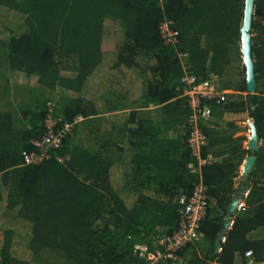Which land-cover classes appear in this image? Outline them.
Here are the masks:
<instances>
[{
	"label": "trees",
	"instance_id": "16d2710c",
	"mask_svg": "<svg viewBox=\"0 0 264 264\" xmlns=\"http://www.w3.org/2000/svg\"><path fill=\"white\" fill-rule=\"evenodd\" d=\"M243 8L244 0H0V264H141L136 246L153 250L154 237L177 229L178 200L198 183L209 200L202 238L176 264H247L248 251L264 264V0L252 21L254 93L241 61ZM165 22L175 47L163 43ZM184 71L247 93L245 102L231 93L206 104L247 110L257 151L234 144L198 167L184 148ZM132 102L161 114L130 111L124 121L137 124L117 130L123 148L100 117ZM48 116L58 128L85 120L48 160L25 164ZM247 154L251 171L236 179ZM238 198L245 204L225 230Z\"/></svg>",
	"mask_w": 264,
	"mask_h": 264
},
{
	"label": "built area",
	"instance_id": "2783aa9c",
	"mask_svg": "<svg viewBox=\"0 0 264 264\" xmlns=\"http://www.w3.org/2000/svg\"><path fill=\"white\" fill-rule=\"evenodd\" d=\"M160 34L165 45L175 47L178 33L171 29L168 23L161 24ZM178 57L182 61L185 55L179 54ZM181 84L183 86L181 97L186 100L190 110L184 126L186 147L198 167H202L215 161L212 155L202 154V149L207 142L203 127L212 117V109L206 103H224L226 97L231 93L219 89L218 77L215 75L200 80L184 71ZM84 120L82 116H77L72 122H65L58 128L57 121L48 116L44 123L46 132L42 137L32 141L35 150L24 155V163L39 164L48 160L52 153L61 147L63 138L66 135H72L75 126ZM208 201L206 189L202 183L195 185L189 197L182 196L179 198L177 229L170 235L164 234L154 237L155 248L153 250L142 245L136 246L135 255L141 260V264H176L180 262L178 252L187 245L197 243L202 238L199 227L206 216ZM241 205L243 206V204ZM239 207L240 205L238 210ZM244 257L248 259L247 264H255L251 259L252 253L250 251L246 252Z\"/></svg>",
	"mask_w": 264,
	"mask_h": 264
},
{
	"label": "crops",
	"instance_id": "0c3cea01",
	"mask_svg": "<svg viewBox=\"0 0 264 264\" xmlns=\"http://www.w3.org/2000/svg\"><path fill=\"white\" fill-rule=\"evenodd\" d=\"M222 88L219 87V89H221V90L228 91L230 93H235V94H233L234 100L235 99H238V101L243 100V102L248 100L247 99V93L235 92L232 89H225V88L222 89ZM138 100L140 101V99H137V101H134V102H138ZM235 101H237V100H235ZM134 102H132V103H134ZM185 107H186V104H185ZM211 108H212V117L209 120V122H207V124L204 126L205 132L208 135L206 146L204 147V148H206V150H204V151H206V153H209L212 156H214L215 160L217 162L221 161V156L218 154L219 150L228 149V146H233L235 144L237 146L239 145L241 151H243V150L249 151V149H248V139L250 136L249 122L253 121V120L249 117L247 110H245L243 112L242 111H233V110H230L228 108H225V106H217V105H214ZM159 109H160V107H154L153 105L141 107V105H136V103H134V104L130 105L129 107H127L126 111H120V112H116V113L115 112L106 113V114L101 115L100 118L104 119L106 124L110 125L112 130L115 131L114 137L116 138V140L118 142L122 143L123 138L121 136H119L121 134V132H118L117 130L122 129L123 125H126L127 128L133 129L136 127V124H137V122L129 124V123H126L124 121V118L127 117V114H129L130 111L138 113L139 116L142 112H144L147 114V116H150L151 118H153V117H158L161 114L160 113L161 111L157 112ZM110 115H114V116L110 117ZM139 116L137 117L138 119H139ZM118 117L120 118V120L112 121L113 118L119 119ZM186 120H187V117H186ZM186 120H185V122H186ZM112 125H117V127L115 129H113ZM179 128L182 131V126ZM184 129H185V127H184ZM174 135H172V136H174ZM259 146H262L261 140H259L258 148H259ZM122 147L123 148L126 147V146H124V143H122ZM185 147H186V144L184 145V148ZM120 153H122V152H120ZM121 156L124 157V158H122L123 160L126 158L123 154ZM246 157H248V154L243 156V160L241 161V163L239 165V171H238L239 176L236 179L241 178V171L243 169V163H244V159ZM120 162L121 161L117 162V164ZM244 195L245 196L247 195V191L244 192ZM241 204H243V205L245 204L244 199H240V201H239L240 207H239V210L237 209V214H238V211L241 210V207H242ZM237 214H236V216H237Z\"/></svg>",
	"mask_w": 264,
	"mask_h": 264
},
{
	"label": "water",
	"instance_id": "95a60500",
	"mask_svg": "<svg viewBox=\"0 0 264 264\" xmlns=\"http://www.w3.org/2000/svg\"><path fill=\"white\" fill-rule=\"evenodd\" d=\"M255 0H244L242 23L240 26V53L241 61L244 69L245 86L248 93H254L256 89V79H255V65L252 57V21L254 16ZM249 139H248V149L257 151L258 149V134L256 126L253 121L249 122ZM254 164L253 157H246L243 163V169L241 171V177L246 176ZM240 198L234 199L228 209L229 217L226 220L225 230L230 227L232 217L237 214V209L239 205ZM219 246H217V249ZM219 250V249H218Z\"/></svg>",
	"mask_w": 264,
	"mask_h": 264
},
{
	"label": "rangeland",
	"instance_id": "374dc122",
	"mask_svg": "<svg viewBox=\"0 0 264 264\" xmlns=\"http://www.w3.org/2000/svg\"><path fill=\"white\" fill-rule=\"evenodd\" d=\"M103 74L99 77L100 81H101V78H102ZM98 79V81H99ZM90 90H94V92L98 91V86L96 85H91L90 87ZM114 115H110V117H113ZM242 119V118H241Z\"/></svg>",
	"mask_w": 264,
	"mask_h": 264
}]
</instances>
